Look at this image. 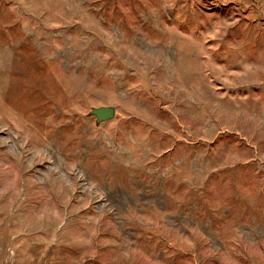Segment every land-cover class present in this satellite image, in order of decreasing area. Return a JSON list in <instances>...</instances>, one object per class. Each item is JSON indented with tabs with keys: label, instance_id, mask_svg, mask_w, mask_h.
Segmentation results:
<instances>
[{
	"label": "rangeland",
	"instance_id": "rangeland-1",
	"mask_svg": "<svg viewBox=\"0 0 264 264\" xmlns=\"http://www.w3.org/2000/svg\"><path fill=\"white\" fill-rule=\"evenodd\" d=\"M0 264H264V0H0Z\"/></svg>",
	"mask_w": 264,
	"mask_h": 264
},
{
	"label": "water",
	"instance_id": "water-1",
	"mask_svg": "<svg viewBox=\"0 0 264 264\" xmlns=\"http://www.w3.org/2000/svg\"><path fill=\"white\" fill-rule=\"evenodd\" d=\"M91 115L97 123H103L115 118L116 109L112 106L95 107L91 109Z\"/></svg>",
	"mask_w": 264,
	"mask_h": 264
}]
</instances>
